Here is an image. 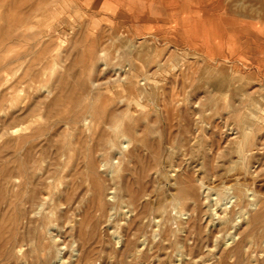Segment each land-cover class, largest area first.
Here are the masks:
<instances>
[{"label": "rangeland", "instance_id": "1", "mask_svg": "<svg viewBox=\"0 0 264 264\" xmlns=\"http://www.w3.org/2000/svg\"><path fill=\"white\" fill-rule=\"evenodd\" d=\"M186 1L0 0V264H264V0Z\"/></svg>", "mask_w": 264, "mask_h": 264}, {"label": "bare ground", "instance_id": "2", "mask_svg": "<svg viewBox=\"0 0 264 264\" xmlns=\"http://www.w3.org/2000/svg\"><path fill=\"white\" fill-rule=\"evenodd\" d=\"M153 1H155V0H153ZM157 1V0H156ZM167 1V0H166ZM186 1V0H185ZM196 1V0H195ZM160 2V1H159ZM187 2V1H186ZM189 2V1H188ZM190 3V2H189ZM191 3H192V0H191ZM202 3V2H201ZM174 4V3H173ZM175 4H177L178 6L180 5V3H178V1L177 2H175ZM193 4V3H192ZM203 4V3H202ZM160 5V4H159ZM164 5H166V2L164 3ZM167 5H170V4H168L167 3ZM216 5V4H215ZM173 6V5H172ZM171 8V7H170ZM203 10H205V9H202V11ZM222 10V9H221ZM214 11V10H213ZM203 14V13H202ZM215 14V13H214ZM213 14V15H214ZM219 14V13H218ZM213 15H211L212 17H213ZM216 15H217V13H216ZM205 16V15H204ZM215 16V15H214ZM218 16V15H217ZM264 16V15H263ZM167 17V16H166ZM165 17V18H166ZM188 17V16H187ZM189 18V17H188ZM210 18V17H209ZM220 18V17H219ZM231 19V18H230ZM233 19V18H232ZM165 20H167V19H165ZM246 20V19H245ZM260 20V19H259ZM116 21V20H115ZM169 21V20H168ZM223 21V20H222ZM236 21H237V19H236ZM263 21V20H262ZM227 22V21H226ZM264 22V21H263ZM234 23V22H233ZM239 24H241V21H240V23ZM245 24V23H244ZM229 25V24H228ZM234 25V24H233ZM114 26V25H113ZM225 26V25H224ZM249 27V26H248ZM252 27V26H251ZM32 28V27H31ZM182 29V28H181ZM181 31V30H180ZM183 31V30H182ZM198 31V30H197ZM227 32V31H226ZM260 32V31H259ZM228 33H229V31H228ZM233 33V32H232ZM262 33V32H261ZM183 34V33H182ZM117 35V34H116ZM147 35V34H146ZM169 35V34H168ZM230 35H232V34H230ZM237 35V34H236ZM224 36V35H223ZM180 37V36H179ZM187 37V36H186ZM243 37V36H242ZM128 38V37H127ZM252 38V37H251ZM181 39V38H180ZM205 39V38H204ZM228 39V38H227ZM244 39V38H243ZM128 40V39H127ZM190 40V39H189ZM262 40V39H261ZM264 40V39H263ZM262 40V41H263ZM185 42H186V39L184 40ZM191 41V40H190ZM196 41H198V38H197V40ZM240 41V40H239ZM242 41V40H241ZM191 42H193V41H191ZM258 42V41H257ZM243 43H244V41H243ZM262 43V42H261ZM128 44V43H127ZM133 44V43H132ZM198 44V43H197ZM197 44H195L196 46H198ZM257 44V43H256ZM256 44H255V46H256ZM127 46V45H126ZM133 46V45H132ZM240 46V45H239ZM243 46H245L244 44H243ZM260 46V45H259ZM202 47V46H201ZM248 48V47H247ZM248 50H249V48H248ZM235 51V50H234ZM248 52V51H247ZM264 52V51H263ZM262 59V58H261ZM215 60V59H214ZM124 66V65H123ZM128 67V66H127ZM124 70V69H123ZM238 74V73H237ZM237 74H235V75H237ZM122 76V75H121ZM112 77V76H111ZM145 79V78H144ZM238 79V78H237ZM141 80V79H140ZM42 89V88H41ZM24 112V111H23ZM219 118V117H218ZM228 123V122H227ZM230 123V122H229ZM231 124V123H230ZM230 127V126H229ZM12 129V128H11ZM87 129V128H86ZM231 129V128H230ZM234 132V131H233ZM55 134V133H54ZM220 135V134H219ZM227 140V139H226ZM24 147V146H23ZM97 148V147H96ZM233 148V147H232ZM17 153V152H16ZM199 164V163H198ZM169 165V164H168ZM20 166V165H19ZM174 171V170H173ZM108 173H109V171H108ZM228 184V183H227ZM203 193V192H202ZM211 200V199H210ZM212 201V200H211ZM263 209V208H262ZM31 212V211H30ZM244 214V213H243ZM207 221V220H206ZM62 223V222H61ZM209 224V223H208ZM208 226V225H207ZM230 227V226H229ZM214 233V232H213ZM204 234V233H203ZM189 238V237H188ZM15 240V239H14ZM224 244V243H223ZM219 246V245H218ZM219 248V247H218ZM261 251V250H260ZM199 254V253H198Z\"/></svg>", "mask_w": 264, "mask_h": 264}]
</instances>
